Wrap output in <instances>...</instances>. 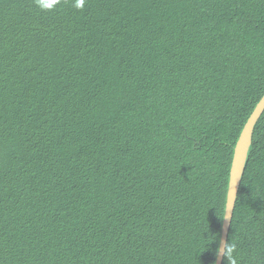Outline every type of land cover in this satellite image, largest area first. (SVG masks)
Listing matches in <instances>:
<instances>
[{"label":"trees","instance_id":"obj_1","mask_svg":"<svg viewBox=\"0 0 264 264\" xmlns=\"http://www.w3.org/2000/svg\"><path fill=\"white\" fill-rule=\"evenodd\" d=\"M263 94L264 0H0V264H215ZM229 242L264 264V111Z\"/></svg>","mask_w":264,"mask_h":264},{"label":"water","instance_id":"obj_2","mask_svg":"<svg viewBox=\"0 0 264 264\" xmlns=\"http://www.w3.org/2000/svg\"><path fill=\"white\" fill-rule=\"evenodd\" d=\"M263 111H264V94L257 103V105L255 106L249 118L247 119L244 127L242 128L233 150L218 250L223 249V246L227 242L228 230L231 223L232 213L235 206L240 180L247 159V153L251 142L253 128ZM222 259H223V252L218 251L215 264H222Z\"/></svg>","mask_w":264,"mask_h":264},{"label":"clouds","instance_id":"obj_3","mask_svg":"<svg viewBox=\"0 0 264 264\" xmlns=\"http://www.w3.org/2000/svg\"><path fill=\"white\" fill-rule=\"evenodd\" d=\"M35 6L40 11H52L55 9L56 5L60 2V0H34ZM86 0H73V7H75L78 10H81L84 8ZM222 251L223 255L225 256L227 260V264H237V260L235 257L236 252V245L235 243H227L223 246V249L218 250Z\"/></svg>","mask_w":264,"mask_h":264}]
</instances>
